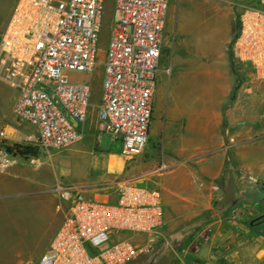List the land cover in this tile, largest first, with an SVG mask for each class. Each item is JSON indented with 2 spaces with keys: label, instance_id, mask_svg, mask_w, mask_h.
<instances>
[{
  "label": "built area",
  "instance_id": "1",
  "mask_svg": "<svg viewBox=\"0 0 264 264\" xmlns=\"http://www.w3.org/2000/svg\"><path fill=\"white\" fill-rule=\"evenodd\" d=\"M104 5L105 0H17L2 32L0 75L17 92L12 112L36 128L34 143L41 149L81 140L77 125L87 120L91 88L68 74L94 72ZM167 5L113 0L97 125L121 137L126 158L140 155L148 141ZM229 53L264 80V0L240 6ZM0 139H8L6 130ZM51 192L67 207L47 251L33 264H129L150 251L164 223L156 189L122 182L114 202L60 184ZM121 232L130 235L119 238Z\"/></svg>",
  "mask_w": 264,
  "mask_h": 264
},
{
  "label": "crops",
  "instance_id": "2",
  "mask_svg": "<svg viewBox=\"0 0 264 264\" xmlns=\"http://www.w3.org/2000/svg\"><path fill=\"white\" fill-rule=\"evenodd\" d=\"M230 13L232 15V11H228L223 16L224 33L217 44L212 39L203 50L199 43L185 40L182 30L174 45V71L168 72L165 67L158 70L151 122L155 98H162L159 137L165 143L158 153L161 156L163 151V158L144 156V151L132 158H126L122 150L99 154L90 151L89 159L94 157L101 171L84 184V189L74 188L89 199L107 202L115 201L116 190L122 182L156 189L161 194L166 222L176 218L191 221L203 214L215 213L224 199L232 198L228 210L220 207L236 230L225 237L229 240L227 248H236L239 264H264V214L254 205L257 214L253 219L259 222L255 225L250 219L246 225L243 221L245 204L238 199L243 196L256 199L264 192V80L253 78L246 67L231 59L228 51L233 34ZM165 26L166 23L164 33ZM95 114L90 109L86 121L97 125ZM23 122L16 120L14 127L9 128L14 137L12 141L33 144L36 128L30 129ZM79 131L82 139L86 129L81 127ZM42 150L44 153L33 165L40 166L41 157L52 158L48 150ZM28 172L26 165L0 151V207L5 205L2 200L13 196L32 199L35 207L50 197L48 193H53L50 191L33 193ZM53 196L59 199L54 193ZM7 203L5 206L10 207L11 202ZM54 208L59 220L62 219L66 207L54 203ZM186 253L178 264L201 263L197 257L204 258L205 263H215L211 253L200 254L199 249Z\"/></svg>",
  "mask_w": 264,
  "mask_h": 264
},
{
  "label": "rangeland",
  "instance_id": "3",
  "mask_svg": "<svg viewBox=\"0 0 264 264\" xmlns=\"http://www.w3.org/2000/svg\"><path fill=\"white\" fill-rule=\"evenodd\" d=\"M16 2L17 0H0V39ZM167 2L166 26L165 33L163 29L158 68L165 67L168 72L175 69L176 49L174 45L180 39L182 30L185 31V40L199 43L200 48L203 50L209 46L212 39L217 44L218 39L224 33L222 19L228 11H232V15L230 13V29L233 30L234 34L238 22L239 8L242 4H246V0H167ZM113 18V0H105L95 70L91 75L83 73L68 74L72 82L83 81L89 83L91 88L89 110L92 109L96 116L101 94L103 60L110 38ZM246 68L248 69V65H246ZM248 71L254 78L252 72L249 69ZM162 74L166 77V74ZM200 79L202 81L203 78L200 77ZM16 98L17 92L9 87L0 75V131L4 129L8 134V139H0V151L26 165L29 171L28 179L32 182L35 190L33 193L51 192V189L57 184L69 187H86L84 184L91 182L101 171V165L93 161L94 157L90 156L89 159V152L97 154L107 151L120 153L123 148L119 135L102 133L97 129V125L86 121L83 126H77L79 130H81V127L86 129L80 141L66 149H49L48 153L51 154L52 158L41 157V165L35 166L33 161L44 153L43 150L35 143H15L12 141L14 137L9 128L14 127L17 120L12 112ZM154 106V119L150 123V136L143 153L147 157L158 156V158H163L164 152L161 151V156L158 153L162 143H165V140L159 137L163 99L157 100L155 98ZM23 125L28 126L30 129L35 128L26 122H23ZM17 144L32 149L30 152L20 155L14 148ZM48 194L50 197L36 207L31 203L33 202L32 199L27 201V198L24 197L16 198V196H13L10 200H2L5 205L8 204L7 202H11V208L5 205L0 207V264H33L47 250L48 247L45 246L51 242L61 222L58 212L54 208V203L67 207V203L57 199L53 196V193ZM231 199L227 198L222 208H226ZM238 199L245 204L243 207L244 223L247 225L249 220L252 219L250 223L256 225L259 219H253L257 214L253 208L256 207L254 205H257L259 213L264 214V192H260L256 199L247 196ZM221 209L219 208L212 214H203L191 221H182L180 218H176L173 222H166L164 219L159 233L152 240L150 251L139 255L131 264H178L182 254L197 249L200 250V254L211 253L213 262L216 264H239L241 260L236 262V258L238 259L237 256H239V254H235L236 248L231 246L227 248L229 240L225 239L227 235L234 234L236 230L233 229L229 220L223 216L225 212ZM129 235V233L121 232L118 237L122 238ZM145 240H147L146 237L142 239V241ZM197 260L201 262L197 264L205 263L204 258L197 257Z\"/></svg>",
  "mask_w": 264,
  "mask_h": 264
},
{
  "label": "trees",
  "instance_id": "4",
  "mask_svg": "<svg viewBox=\"0 0 264 264\" xmlns=\"http://www.w3.org/2000/svg\"><path fill=\"white\" fill-rule=\"evenodd\" d=\"M14 148L16 149L17 153L20 155H24L27 152H30L32 148L28 147V146H22V145H15ZM8 151H10L9 148H7ZM233 199H231V201L229 202V204L226 206L225 210H228L231 207V203H232ZM226 199H224L218 206V208L222 207L223 204L225 205ZM132 263V262H131ZM129 263V264H131Z\"/></svg>",
  "mask_w": 264,
  "mask_h": 264
}]
</instances>
